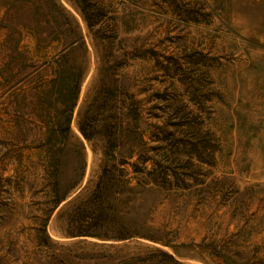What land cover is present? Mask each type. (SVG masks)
<instances>
[{
	"label": "rangeland",
	"instance_id": "obj_1",
	"mask_svg": "<svg viewBox=\"0 0 264 264\" xmlns=\"http://www.w3.org/2000/svg\"><path fill=\"white\" fill-rule=\"evenodd\" d=\"M0 264H264V0H0Z\"/></svg>",
	"mask_w": 264,
	"mask_h": 264
},
{
	"label": "trees",
	"instance_id": "obj_2",
	"mask_svg": "<svg viewBox=\"0 0 264 264\" xmlns=\"http://www.w3.org/2000/svg\"><path fill=\"white\" fill-rule=\"evenodd\" d=\"M60 79V76H59ZM56 80V78L54 79V81ZM78 78H76L75 83L70 86V102L68 104V108L67 111L69 113V115H67L66 117H64L63 120V124L59 123L58 127H57V131L56 132H64V131H69V122H70V113L73 111V108L75 106V102H76V98L78 95V88H79V83H78ZM132 112L134 113V115H138V107L135 101H132ZM134 119H137V116H133ZM181 125H186V123L182 122ZM80 132L82 133V135L90 140L91 139V135L88 134L84 128L83 125H81V123H79L78 125ZM197 130L200 132L201 130V126H196ZM190 150H189V156L196 159L199 162H207L208 158L213 159L214 158V151L215 148L214 146H211L208 141H205L201 138H197L193 141H190ZM106 156H109L110 159L114 160L116 158V153L115 152H109L107 150H105L103 152ZM149 160V158H144L142 159L141 163L146 164V162ZM152 168L151 169H147L146 166H143V168H138V164L136 162L130 163V165L133 167V171L135 173H143V177L139 180H137V183L133 186L128 187V189L132 192L133 190L135 191H139V192H144L146 190H150V189H154L156 187H159V181H158V177H165L168 174V167L169 166H165L163 164H161L160 162H152ZM116 162H113L110 166L105 165L102 169V172L100 174L99 180L97 181V193H99V200L97 201V199L90 201V202H86L83 206H79L77 207L78 211H81L80 209L83 208L85 210L89 209V210H93V211H99V215L103 214L104 210H105V206H104V201H103V196H104V192H105V188L103 187L106 184V178L108 177V175L111 173V175H114V171L113 169L117 170L118 172H123L122 168H115L116 167ZM123 164V163H121ZM159 168V169H158ZM160 170V171H157ZM156 173V174H155ZM162 175V176H160ZM153 185V186H149V185ZM149 186V187H148ZM61 202V198H58L55 201L54 206H58V204ZM83 235V234H80ZM161 251V250H160ZM163 253V252H162ZM168 255L170 258L173 259V257L169 254Z\"/></svg>",
	"mask_w": 264,
	"mask_h": 264
}]
</instances>
